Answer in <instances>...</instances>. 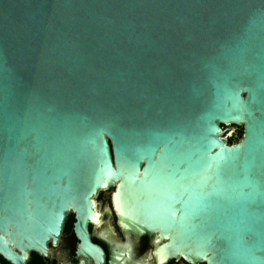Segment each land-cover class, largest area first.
I'll use <instances>...</instances> for the list:
<instances>
[{
    "label": "water",
    "instance_id": "95a60500",
    "mask_svg": "<svg viewBox=\"0 0 264 264\" xmlns=\"http://www.w3.org/2000/svg\"><path fill=\"white\" fill-rule=\"evenodd\" d=\"M108 188L148 264H264V0H0V254L106 264Z\"/></svg>",
    "mask_w": 264,
    "mask_h": 264
},
{
    "label": "flooded vegetation",
    "instance_id": "af4514ba",
    "mask_svg": "<svg viewBox=\"0 0 264 264\" xmlns=\"http://www.w3.org/2000/svg\"><path fill=\"white\" fill-rule=\"evenodd\" d=\"M107 216L102 215V222L96 225L95 222L90 224V231L92 233V239L95 243L101 245L107 253L106 264H121L120 260L114 259V249L118 245L131 243L132 245V257L135 261L143 260L148 264V256L151 254L154 244L153 240L149 236L137 235L132 232H126L121 229L117 215L116 224L119 230L112 231L108 229L105 219ZM68 221L70 227L68 228ZM76 221L75 214L72 213L67 217L62 237L57 245L50 243V247L53 250L49 258L44 259V264H95L91 257L78 254L79 238L74 231V223ZM104 224V225H103ZM106 236H103L102 233ZM152 246V250L151 247ZM134 248V249H133ZM134 255V256H133ZM150 257V256H149ZM4 263L2 260H0ZM132 260L129 259L124 264H130ZM6 264V263H4ZM156 264V262H155ZM165 264H183V259H173ZM187 264H191L187 262Z\"/></svg>",
    "mask_w": 264,
    "mask_h": 264
},
{
    "label": "rangeland",
    "instance_id": "374dc122",
    "mask_svg": "<svg viewBox=\"0 0 264 264\" xmlns=\"http://www.w3.org/2000/svg\"><path fill=\"white\" fill-rule=\"evenodd\" d=\"M242 126L243 125L227 124V125H223V128L224 130L230 129L229 132H231L232 130V137L234 138V141L237 142L239 140L238 138L240 136ZM112 190L113 188H109L104 191H101L100 194L97 196V200L99 203V208L102 210L103 215L107 216V218L105 219V223L107 227H109L108 229L112 231H116L119 230V228L116 224V213L114 211L113 203H112V195H111ZM71 214L72 213H70V215ZM150 248L152 250V246ZM52 251L53 250L51 249V252ZM200 264H204V263H200Z\"/></svg>",
    "mask_w": 264,
    "mask_h": 264
},
{
    "label": "bare ground",
    "instance_id": "6f19581e",
    "mask_svg": "<svg viewBox=\"0 0 264 264\" xmlns=\"http://www.w3.org/2000/svg\"><path fill=\"white\" fill-rule=\"evenodd\" d=\"M223 130H224V128H223ZM231 132H232V130H231ZM112 198H113V195H112ZM96 204H97L96 211L99 212L101 214V217H102L103 213H102V210L99 208L97 196H96ZM114 206H115V204H114ZM116 212H117V210H116ZM102 235L106 236V234L104 232L102 233ZM113 257H114V259L120 260L121 264H124L128 259H129V261L132 260V262L130 264H138V262L135 261L132 257V245H131V243H127V244L122 243V245L116 246L114 249ZM140 264H147V263L142 262Z\"/></svg>",
    "mask_w": 264,
    "mask_h": 264
},
{
    "label": "trees",
    "instance_id": "16d2710c",
    "mask_svg": "<svg viewBox=\"0 0 264 264\" xmlns=\"http://www.w3.org/2000/svg\"><path fill=\"white\" fill-rule=\"evenodd\" d=\"M243 136H244V127L242 126L241 133H240V136L238 139L240 140ZM229 142L234 143L235 142L234 138L233 137L229 138ZM67 225L69 228L70 227L69 221H68ZM0 260H2L6 264H11V262H9L7 259H5L1 254H0ZM28 264H44L43 256H41L37 252H32V256H31V259L29 260Z\"/></svg>",
    "mask_w": 264,
    "mask_h": 264
},
{
    "label": "built area",
    "instance_id": "2783aa9c",
    "mask_svg": "<svg viewBox=\"0 0 264 264\" xmlns=\"http://www.w3.org/2000/svg\"><path fill=\"white\" fill-rule=\"evenodd\" d=\"M231 137H232V132H229L227 138H231Z\"/></svg>",
    "mask_w": 264,
    "mask_h": 264
}]
</instances>
